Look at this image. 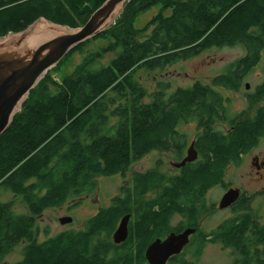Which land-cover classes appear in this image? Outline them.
I'll use <instances>...</instances> for the list:
<instances>
[{
    "label": "trees",
    "instance_id": "1",
    "mask_svg": "<svg viewBox=\"0 0 264 264\" xmlns=\"http://www.w3.org/2000/svg\"><path fill=\"white\" fill-rule=\"evenodd\" d=\"M105 1L0 0V38L20 33L41 18L82 27ZM154 6L160 12L136 28V19ZM168 9L170 15L165 14ZM94 38L108 44L86 56L73 75L56 82V92L47 86L50 70L0 136V186L20 195L29 211L17 215L11 203L0 202V258L26 241L16 264L145 262L146 244L168 229V218L178 211L194 223L207 189L221 183L225 165L237 161L253 143V132L244 128L230 140L211 131L223 108L221 95L210 86L198 82L168 99L155 94L145 102L146 91L133 74L234 46L247 50L243 69L248 70L264 55V0H129L114 24ZM116 52L103 63L107 54ZM229 83L223 77L217 84ZM194 122L206 127L197 142L201 160L188 164L166 185L161 172L135 173L132 186L99 208L80 230L38 240L35 219L46 209L92 191L101 176L125 174L133 161L153 150H173L180 157L187 142L181 127ZM148 191L156 192L150 202L142 200ZM140 201L135 230L124 243L115 244L111 235L118 219ZM245 208L240 204L237 210ZM236 221L228 220L214 233H197L188 251L198 257L206 239L213 238L239 252L237 264H261L264 225L245 233L251 222ZM179 264L196 262L181 256Z\"/></svg>",
    "mask_w": 264,
    "mask_h": 264
},
{
    "label": "rangeland",
    "instance_id": "2",
    "mask_svg": "<svg viewBox=\"0 0 264 264\" xmlns=\"http://www.w3.org/2000/svg\"><path fill=\"white\" fill-rule=\"evenodd\" d=\"M161 10L160 6H154L148 11L141 14L135 21L136 28H142L146 22L157 15ZM172 9L165 11L166 15H170ZM14 35L11 33L5 40ZM108 41L103 38H94L85 43L80 48L75 49L69 54L58 68H52L49 72L50 79L47 80V86L52 92L57 91L56 82H60L64 76L73 75L78 66L83 62L84 58L92 52L105 47ZM119 51V49H118ZM109 53L105 56L103 63L108 64L116 55ZM247 54V50L242 46L213 48L203 51L199 55L176 64L166 67L165 69L148 70L139 68L134 74L133 79L146 91L145 102H151L153 95L160 94L163 98L168 99L179 88H191L195 83L204 85H213V78L221 73L224 69L237 62L240 58ZM254 72L247 79L256 88L262 81V78ZM181 131L186 135L188 144L185 147V155L187 147L191 140L196 136V126L189 123L181 127ZM176 154L173 151L153 150L136 161H133L124 175L118 174L114 176H101L96 179L95 188L86 193L72 195L67 202L57 208H48L42 215L35 219L34 233L38 240L42 241L46 238L56 236L67 230H80L83 224L101 207L109 206L113 199L122 196L125 188L129 187L133 175L138 171L147 173L151 171L161 172L166 176L165 185L170 183L173 177L179 174V171L171 165L176 162ZM245 170H238L230 165L226 170L223 180L213 189L205 193V206L198 207L199 216L195 218V222L199 225L201 233H208L214 229L222 220L231 215L230 211H222L218 207L223 194L233 185L240 186L244 190L251 191L254 187H259V181L253 182L252 178H257L256 173H245ZM257 183V184H254ZM155 193L147 194L146 199L155 197ZM0 202L11 203L13 211L17 215L28 214V207L20 195H16L10 190L0 186ZM136 204L133 203L130 210L135 209ZM253 212L257 216L260 223L264 224V196L255 195L251 204ZM132 213V211H131ZM175 213V214H174ZM170 220V225L183 224L187 225L190 220L185 219L180 212H174ZM125 215V214H124ZM71 216L73 222L69 224H61L60 218ZM122 217V216H121ZM118 219L117 226L122 218ZM115 232V231H114ZM114 234V233H113ZM113 234L111 239L113 240ZM26 241L15 246L10 252L0 258V264H16L23 258V248ZM190 254V253H189ZM239 257L233 247L226 246L224 243L216 242L213 238L206 239V245L198 257L189 255L190 261L196 264H234ZM264 258V256H263ZM135 264L140 263L139 260ZM261 264H264V260Z\"/></svg>",
    "mask_w": 264,
    "mask_h": 264
},
{
    "label": "flooded vegetation",
    "instance_id": "3",
    "mask_svg": "<svg viewBox=\"0 0 264 264\" xmlns=\"http://www.w3.org/2000/svg\"><path fill=\"white\" fill-rule=\"evenodd\" d=\"M248 54H245L244 57L240 58L237 62L233 63L229 68L227 67L224 69L221 73L217 74L213 78V85H207L213 88L218 94L221 95L222 98V108L223 111L219 112V117L217 121H214L213 124L210 125L211 131L218 133L219 135L231 139L234 134H237L240 130L243 128L247 132H253V143L250 145V147L247 150H243L240 152L238 160H230L224 167V173L225 170L232 165V167L238 169V170H245V173H256L258 176L257 178H252L253 182L259 181V184H261L259 187H254L251 191L244 190V188L233 185L231 186L224 194L223 196L231 189H236L239 193V198L233 202L230 206L226 208H220V203L223 198L220 199L218 206H214L215 208H219L222 211H230L231 215L222 220L214 229H212L208 233H214L218 230L219 226H221L223 223L227 222L228 220H237V225L242 222L244 219H248L251 224L247 227L245 233H252V231L259 226H262L264 224L260 223L257 216L253 212V207L251 206L255 195H261L264 196V55H261L260 58L256 63H254L248 70H244V59L247 58ZM261 72L258 73V76L262 78L261 83L256 87L253 88L252 83L247 79V77L254 73V72ZM223 77H229L230 85H219L218 80H220ZM196 126V136L191 140L189 146L187 147L185 155V147L188 144L187 142L184 146L183 151L180 154V157L176 154V162H171V165L175 167L179 174L182 171L184 167H186L188 164H192L198 160L202 159V154L200 153V150L198 149V139L200 136H202L205 131L206 127L198 126L197 123H195ZM191 145H194V148L198 151V158L193 161L187 163L185 166L178 167L177 164H179L186 156L187 152ZM167 151H173V150H167ZM140 173V172H136ZM178 174V175H179ZM124 175V174H123ZM177 175V176H178ZM133 184L132 181L129 183V187H131ZM220 184V183H218ZM213 185L209 189H207L206 193L213 189L216 185ZM257 184V183H254ZM128 187V188H129ZM151 193V191H148L144 197L142 198L143 201L150 202L154 199H146L147 194ZM240 204L246 205L245 209L237 210V207ZM141 201L140 204H136L135 209H132V213L130 214V221H129V235L132 233V230H135L136 222L138 220V217L140 214H138L140 208H141ZM175 214V213H174ZM172 214L168 218V229L163 234L156 237L154 240L161 238L162 240L167 238V236L171 233H182L187 228L196 229L194 234L190 236V242L185 248L182 250L181 253L177 255H173L168 260L167 264H179V258L183 256L185 259L190 260L189 255L191 254L190 251H188L189 247L194 243L195 241V235L197 233H201V229L199 225L194 221H190L187 225L183 224H177V225H170V220L173 217ZM182 215V214H181ZM183 216V215H182ZM185 219H188L187 217L183 216ZM135 233V231H134ZM149 241L144 250V257L145 262L147 264L148 261L145 256V252L149 245L154 241ZM190 253V254H189ZM192 255V254H191ZM264 260V259H263ZM234 264H237L236 262Z\"/></svg>",
    "mask_w": 264,
    "mask_h": 264
},
{
    "label": "water",
    "instance_id": "4",
    "mask_svg": "<svg viewBox=\"0 0 264 264\" xmlns=\"http://www.w3.org/2000/svg\"><path fill=\"white\" fill-rule=\"evenodd\" d=\"M128 1L106 0L95 10L87 23L79 28H70L41 18L31 24L26 30L15 33L18 35L26 34L33 26L42 21L58 26V28L53 29L54 32L52 35L41 38V43L36 48L26 50L24 57H15L11 60H3L0 58V70H3L5 66L10 69L4 77H0V136L10 127L15 115L21 111L31 90L40 83L48 72L58 65L75 47L98 36L101 32L113 25L116 18L122 12L124 4ZM119 6H122V8L118 16L111 23L107 24V21L111 18V14ZM4 38L6 36L0 38V40ZM30 54L31 57H29ZM26 57L29 59L27 60ZM197 158L198 151L194 148V145H191L187 156L177 166H185ZM238 198L239 193L236 189L229 190L223 196L220 208L230 206ZM129 221L130 215H126L119 222L113 234L115 244H122L128 239ZM72 222L73 218L71 216L60 218L61 224H69ZM195 231L196 229L187 228L182 233H171L163 240L161 238L154 240L145 252L148 263L167 264L171 256L181 253L185 246L189 244L190 236Z\"/></svg>",
    "mask_w": 264,
    "mask_h": 264
},
{
    "label": "bare ground",
    "instance_id": "5",
    "mask_svg": "<svg viewBox=\"0 0 264 264\" xmlns=\"http://www.w3.org/2000/svg\"><path fill=\"white\" fill-rule=\"evenodd\" d=\"M121 8L122 6H119L115 11H113L111 18H109L107 21V24L111 23L113 19L118 16ZM55 28H58V26L46 21H42L33 26L26 34L14 35L5 40H0V58L3 60H11L15 57H24L26 50L36 48L41 43V38L52 35L54 32L53 29ZM59 29L62 30L60 27ZM29 57H31V54ZM28 59L29 58H27V60ZM9 70L10 69L5 66L3 70H0V77H4L6 73L9 72Z\"/></svg>",
    "mask_w": 264,
    "mask_h": 264
}]
</instances>
